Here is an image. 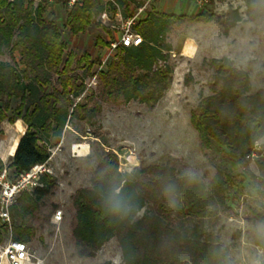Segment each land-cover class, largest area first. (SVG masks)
Listing matches in <instances>:
<instances>
[{
    "label": "trees",
    "instance_id": "trees-1",
    "mask_svg": "<svg viewBox=\"0 0 264 264\" xmlns=\"http://www.w3.org/2000/svg\"><path fill=\"white\" fill-rule=\"evenodd\" d=\"M243 1L248 20L261 21L264 26V0ZM62 4L67 8V26L72 34L87 30L104 9L102 0H79L71 7L69 0H62ZM110 4L112 10L126 16L131 6L137 9L144 0H115ZM45 14L43 1L36 5L35 0H0V122L21 119L27 126L10 163L16 176L46 163L51 156L49 141L60 138L73 119L96 126L105 102L139 100L154 108L173 81V67L163 61L166 54L161 41L176 20L185 18L148 11L132 26L142 36V43L120 47L106 69L98 73L97 91L86 98V103H74L85 89L83 80L77 83L81 77L72 67L76 55H66L58 25ZM188 18L214 20L228 35L241 14L232 8L224 15L205 11ZM6 54L11 61L1 59ZM210 61L213 93L203 97L191 112V124L202 148L216 143L242 164L264 136V88L252 92L249 73L235 66L233 59L214 57ZM97 62L101 63L84 53L77 64L84 63L89 73ZM259 166L264 172V153ZM4 167L0 157V171ZM169 185L175 188L174 205L165 195ZM231 185V177L222 172L215 175L211 185L199 177L190 181L168 163L123 172L119 156L107 151L93 169L91 186L78 188L72 196L75 254L95 257L115 237L124 264H233L217 228ZM115 187L134 206L125 219L110 215L103 204ZM57 188V178L46 173L40 186L20 194L10 208L12 238L30 242L46 226L52 233L49 223L58 206L51 204L52 213L44 208L50 206L48 199ZM5 236L0 229V241ZM256 243L264 247V241L258 239Z\"/></svg>",
    "mask_w": 264,
    "mask_h": 264
},
{
    "label": "rangeland",
    "instance_id": "rangeland-1",
    "mask_svg": "<svg viewBox=\"0 0 264 264\" xmlns=\"http://www.w3.org/2000/svg\"><path fill=\"white\" fill-rule=\"evenodd\" d=\"M40 1L46 6V17L53 20L61 31L66 43V55L70 52L76 55L72 67L81 77L77 83L83 80L85 89L74 103H86V98L97 91L98 73L105 70L116 57L117 52L111 54L109 51L111 42L119 38L125 21L134 16L137 9L131 6L125 16L120 10H112L110 2L113 1L102 0L103 11H107L108 16L102 17V11L87 30L72 34L67 26V8L62 0H35V4ZM232 8L239 10L241 20L230 29L227 37L220 23L214 20L193 21L188 18L194 15H191L192 10H172L166 8L162 0L150 2L135 20L134 24L151 10L185 15V18L171 25L160 44L166 54V60L163 61L173 67L172 84L154 108L139 100L105 102L97 116L96 126L73 119L61 138L49 141V173L57 178L58 188L48 199L50 206L44 209L52 213L51 204H56L57 209L62 210V219L59 223L54 222L55 209L49 223L52 233L46 226L39 229L29 242L36 256L41 259V264H124L115 237L95 257L80 258L75 254L72 236L75 214L72 196L78 188L91 186L93 169L107 151L120 155V169L123 172L130 171L125 164L127 160H132L136 167L168 163L175 166L180 174L194 172L209 185L218 172L229 175L232 185L226 193L227 207L217 220L221 243L233 264H250L253 259L264 262V255H261L264 247L256 243L258 239L252 231L254 224L264 221V172L259 166L264 153V136L255 143V157L246 158L240 164L230 157L225 147L216 143L210 148H202L198 132L191 124V112L203 97L213 93L214 69L211 58L233 59L235 66L249 73L252 92L264 88L263 23L248 20L243 0H212L203 12L224 15ZM106 42L107 45H103ZM187 44L194 45L193 52L187 53ZM84 53H88L92 60L99 59L101 62L95 63L89 73L84 63L77 64ZM15 57L19 59L18 52ZM1 59L11 61L7 54L2 55ZM53 84H57V76ZM15 127L16 123L7 119L0 122V153L4 148L11 151L19 136ZM81 141H88L91 147L85 156L78 151H71V143ZM11 161L9 158L3 160L14 177L16 174L10 166Z\"/></svg>",
    "mask_w": 264,
    "mask_h": 264
},
{
    "label": "built area",
    "instance_id": "built-area-1",
    "mask_svg": "<svg viewBox=\"0 0 264 264\" xmlns=\"http://www.w3.org/2000/svg\"><path fill=\"white\" fill-rule=\"evenodd\" d=\"M77 1L79 0H69V5L72 6ZM111 1L115 2V0ZM152 1L153 0H146L143 6L137 8L136 14L125 21L123 31L119 38L111 42V47H109L111 54L117 52L122 46H138L142 43V36L135 32L132 26L138 16L145 11L147 5ZM193 1L197 7L203 11L212 0ZM107 16V11H103L102 17L106 18ZM116 154L120 158V155L118 153ZM255 155V152L252 151L247 158H253ZM135 160H137L136 157ZM125 165L130 168V170L136 167V163L132 160H127ZM49 172H51V169L46 163L38 164L28 172L14 177L11 176L7 167H4L3 170L0 171V229L3 230L6 235L5 238L0 241V264H41V259L36 256L29 242L12 238L13 220L10 208L22 192L32 191L40 186L42 175ZM53 217L54 222L59 223L62 219V210L57 209Z\"/></svg>",
    "mask_w": 264,
    "mask_h": 264
},
{
    "label": "clouds",
    "instance_id": "clouds-1",
    "mask_svg": "<svg viewBox=\"0 0 264 264\" xmlns=\"http://www.w3.org/2000/svg\"><path fill=\"white\" fill-rule=\"evenodd\" d=\"M190 181H194L197 177L194 172L186 173ZM165 195L169 198L171 204H175V188L169 185L165 188ZM105 210L118 219H125L134 211V206L130 200L122 193L119 187L111 189L103 199ZM257 239L264 241V221H259L252 226ZM264 255V252H261ZM250 264H264L261 260L253 259Z\"/></svg>",
    "mask_w": 264,
    "mask_h": 264
},
{
    "label": "crops",
    "instance_id": "crops-1",
    "mask_svg": "<svg viewBox=\"0 0 264 264\" xmlns=\"http://www.w3.org/2000/svg\"><path fill=\"white\" fill-rule=\"evenodd\" d=\"M162 1L165 3L166 8L169 7L172 10H175L177 8H180L182 10H188V11L192 10L191 15H193V14L196 15V14L203 12L202 10H200L197 7V5L195 4V2L193 0H162ZM171 13H173V11ZM225 37H227V35H225ZM186 51H187V53L193 52L194 47H186ZM15 123H16L15 132L19 136L15 139V142L13 143V146L11 147L12 148L11 151L8 152V148H4L1 151L0 156L3 160H6L8 158L9 159L13 158L15 151H16V148H17V145H18V142H19V139L23 135V133L25 132V130L27 128L26 124L21 119H18ZM66 126L69 128V124H67ZM66 126H65V128H66ZM65 128H64V131H66ZM64 131L62 133V136L64 135ZM70 147H71V151H73V152L78 151L80 154H83L84 156L89 153L90 148H91L88 141L72 142ZM50 160H51V156H50L49 160L46 162V164L48 166H49Z\"/></svg>",
    "mask_w": 264,
    "mask_h": 264
},
{
    "label": "bare ground",
    "instance_id": "bare-ground-1",
    "mask_svg": "<svg viewBox=\"0 0 264 264\" xmlns=\"http://www.w3.org/2000/svg\"><path fill=\"white\" fill-rule=\"evenodd\" d=\"M193 44V43H192ZM192 44H187L188 47H194ZM190 49V48H189ZM189 51V50H188ZM17 138V137H16ZM12 149V148H11ZM79 150V149H78Z\"/></svg>",
    "mask_w": 264,
    "mask_h": 264
}]
</instances>
